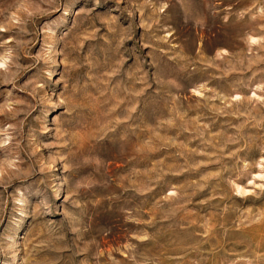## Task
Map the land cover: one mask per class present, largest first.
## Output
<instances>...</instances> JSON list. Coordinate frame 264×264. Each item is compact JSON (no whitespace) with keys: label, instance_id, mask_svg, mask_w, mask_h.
Here are the masks:
<instances>
[{"label":"rangeland","instance_id":"obj_1","mask_svg":"<svg viewBox=\"0 0 264 264\" xmlns=\"http://www.w3.org/2000/svg\"><path fill=\"white\" fill-rule=\"evenodd\" d=\"M0 264H264V0H0Z\"/></svg>","mask_w":264,"mask_h":264}]
</instances>
